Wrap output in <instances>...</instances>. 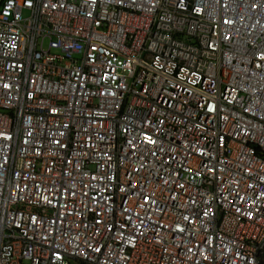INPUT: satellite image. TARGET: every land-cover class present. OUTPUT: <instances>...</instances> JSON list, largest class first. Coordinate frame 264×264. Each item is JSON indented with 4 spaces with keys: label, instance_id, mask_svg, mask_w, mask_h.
I'll use <instances>...</instances> for the list:
<instances>
[{
    "label": "built area",
    "instance_id": "2783aa9c",
    "mask_svg": "<svg viewBox=\"0 0 264 264\" xmlns=\"http://www.w3.org/2000/svg\"><path fill=\"white\" fill-rule=\"evenodd\" d=\"M71 260L264 264V0H0V264Z\"/></svg>",
    "mask_w": 264,
    "mask_h": 264
},
{
    "label": "bare ground",
    "instance_id": "6f19581e",
    "mask_svg": "<svg viewBox=\"0 0 264 264\" xmlns=\"http://www.w3.org/2000/svg\"><path fill=\"white\" fill-rule=\"evenodd\" d=\"M247 204H252L250 210L248 211L249 213L253 214L252 218H258V213H259V202L252 201L251 203ZM258 209V211H257Z\"/></svg>",
    "mask_w": 264,
    "mask_h": 264
},
{
    "label": "rangeland",
    "instance_id": "374dc122",
    "mask_svg": "<svg viewBox=\"0 0 264 264\" xmlns=\"http://www.w3.org/2000/svg\"><path fill=\"white\" fill-rule=\"evenodd\" d=\"M26 14V12H25ZM40 42H42L43 45H46L48 43V38L45 37L42 39V41L40 40ZM69 264H83L81 263L80 261H77V260H71Z\"/></svg>",
    "mask_w": 264,
    "mask_h": 264
}]
</instances>
